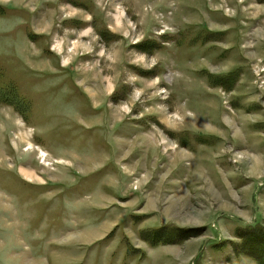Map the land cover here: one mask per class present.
<instances>
[{"label":"rangeland","instance_id":"rangeland-1","mask_svg":"<svg viewBox=\"0 0 264 264\" xmlns=\"http://www.w3.org/2000/svg\"><path fill=\"white\" fill-rule=\"evenodd\" d=\"M263 263L264 0H0V264Z\"/></svg>","mask_w":264,"mask_h":264},{"label":"bare ground","instance_id":"bare-ground-1","mask_svg":"<svg viewBox=\"0 0 264 264\" xmlns=\"http://www.w3.org/2000/svg\"><path fill=\"white\" fill-rule=\"evenodd\" d=\"M246 5V3L245 4H243L242 6H245ZM70 7H72L71 5H70ZM76 8V7H75ZM231 8V7H230ZM72 9H74V8H72ZM235 10H238L239 12H238V14H237V16H234V18H233V21L232 22H234V21H236V18L237 19H239V17L240 16H246V15H244L243 14V12L241 11V8H234ZM261 9V8H260ZM263 10V9H262ZM257 11V10H256ZM72 12H74V11H72ZM260 12H261V10H260ZM82 13V12H81ZM256 13V12H255ZM258 13H259V11H258ZM262 13H263V11H262ZM84 14V13H83ZM248 14V13H247ZM261 14V13H260ZM124 15H126V12L124 11H122L121 10V8H117V13L114 15V21L112 20V29L113 30H126V31H129L130 30V26L128 25H126L125 26V24H124ZM261 17V16H260ZM197 16H196V20H197ZM157 19V18H156ZM156 19H153L154 20V22H153V24L154 25H158V23H157V20ZM247 19V18H246ZM160 21V20H159ZM164 22V21H163ZM232 22H226V21H224L223 22V25H225V24H228V26H230L231 25V23ZM149 24H150V21L148 22ZM163 24H165L166 26H170V25H168L167 23H166V21L163 23ZM234 24V23H233ZM232 24V25H233ZM236 25H234V26H232V27H235ZM262 31V30H261ZM85 34H88L89 33V31H86V32H84ZM247 37V36H246ZM231 42V39H229V41L227 42V43H230ZM76 48H77V46H76ZM252 49V48H251ZM255 49V48H254ZM256 50V49H255ZM253 51V50H252ZM141 62H143V61H141ZM116 67V66H115ZM109 70V69H108ZM117 71H119V69L117 68L116 70H113L112 71V69H111V74H113V73H115V72H117ZM106 73V71H103V74H105ZM106 75V74H105ZM129 76V75H128ZM111 77H113V76H111ZM139 80V79H138ZM144 81V80H143ZM131 82V81H130ZM148 82V81H147ZM135 83V87H138L139 85H138V81L137 82H134ZM108 84L110 85L109 87L112 89L113 88V83H112V79L111 78H108ZM134 86V85H133ZM109 89V88H108ZM132 89V88H131ZM136 89V88H135ZM140 91H147V90H157V89H159V86L157 85V84H143L141 87H140ZM134 92V91H133ZM137 92V91H136ZM135 92V93H136ZM156 93V92H155ZM132 95V94H131ZM154 96H155V94H154ZM135 98H136V96H135ZM156 98V97H155ZM132 99V98H131ZM137 100V99H136ZM135 100V101H136ZM151 100H153V99H151ZM150 100V101H151ZM155 100H157V99H155ZM124 103V102H123ZM121 105V104H120ZM126 105V104H125ZM138 105V104H137ZM127 106V105H126ZM128 107V106H127ZM166 107V106H165ZM115 108V107H114ZM129 108V107H128ZM125 110V111H124ZM123 111L124 112H126L127 111V109L124 107V108H122V105L119 107V108H116V109H114L113 110V117L115 118V119H118L120 116H122L123 115ZM181 116V115H180ZM182 118V117H181ZM30 147H33L32 145H30ZM41 154L43 155V157H46L47 155H46V153L44 152V151H41ZM255 162H256V166H260L261 164V162H260V160L257 158L256 160H255ZM260 164V165H259ZM22 173H23V175L25 176V177H27V178H29V179H33L34 177H32V174L31 173H28V172H25V171H22Z\"/></svg>","mask_w":264,"mask_h":264},{"label":"trees","instance_id":"trees-1","mask_svg":"<svg viewBox=\"0 0 264 264\" xmlns=\"http://www.w3.org/2000/svg\"><path fill=\"white\" fill-rule=\"evenodd\" d=\"M264 264V263H263Z\"/></svg>","mask_w":264,"mask_h":264}]
</instances>
